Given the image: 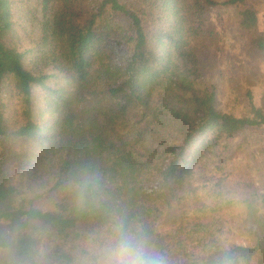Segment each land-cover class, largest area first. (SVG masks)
<instances>
[{"label": "trees", "instance_id": "16d2710c", "mask_svg": "<svg viewBox=\"0 0 264 264\" xmlns=\"http://www.w3.org/2000/svg\"><path fill=\"white\" fill-rule=\"evenodd\" d=\"M18 1L0 0V232L19 225L22 243L44 250L62 239L61 264H83L88 236L102 240L119 217L168 264H216L224 255L264 264V194L239 199L254 243H225L224 210L234 202H205L192 181L197 170L221 185L223 142L264 125L249 93L246 114L235 115L217 108L215 85L197 83L202 49L221 51L211 14L235 8L239 28L256 31L250 0H35L28 10L38 31L23 50L11 15ZM251 43L264 52V31ZM45 158L28 175L55 178L50 194L64 190L55 210L36 204L46 189L23 190L25 170ZM81 173L99 181L83 207L67 188ZM35 222L50 236L35 234Z\"/></svg>", "mask_w": 264, "mask_h": 264}, {"label": "rangeland", "instance_id": "374dc122", "mask_svg": "<svg viewBox=\"0 0 264 264\" xmlns=\"http://www.w3.org/2000/svg\"><path fill=\"white\" fill-rule=\"evenodd\" d=\"M34 1H18L11 5L12 21L17 36L15 38L22 50L31 44L38 31L37 21L33 19V15L31 16V12L28 10L34 6ZM250 2L257 14L256 31H264V0H250ZM211 16L216 30L222 34L221 51L214 56L208 45L202 49V53L199 55L198 86L203 88L215 85L217 108L222 112L229 111L235 115L246 114V92L249 93L254 105L264 114V52L256 51L251 43L256 31L247 33L239 28V15L235 8L219 7ZM39 18L40 16L37 15L36 19ZM27 59L28 57L25 60ZM25 64L28 66L30 63L25 61ZM34 88V93H38V87ZM132 113V111L128 113V118L133 117ZM23 146L29 147L27 144H23ZM34 152L38 155L45 153L43 150H39L37 145ZM219 152L220 156L215 157V160L225 158V161L220 165V170L216 171L217 178H226L221 185H218L216 180H205L197 170L193 172L192 181L200 187L199 195L204 199L203 201L213 203L221 199H229L234 202L232 207H226L224 210L227 228L223 236L224 242L252 244L254 238L247 232L239 219L241 216L239 199L249 193H256L259 196L264 194V125L239 132L234 138L223 142ZM43 163H46V158L37 162L33 167L30 166L27 171L25 170L22 181L25 182L24 187L26 188L23 190H27L28 187L33 188L32 191L46 189L43 193L48 192V196L41 197L36 204L43 209L55 210L58 209L60 201L64 197L63 189H58L56 194H50L55 178L43 175L42 178L33 181V177L28 175V173H33L35 166L36 172L41 171ZM34 183L36 184L34 185ZM32 231L36 234L38 232L46 233L49 230L35 222L32 224ZM50 234L46 233L45 236H50ZM92 237L89 235L87 238V249L85 250L89 252L85 258L82 257L83 264H88L86 259L93 257L95 248L101 240V238L91 239ZM52 238L53 236L50 237V239ZM62 243V239L54 238L47 245L49 248L43 249V264H61L62 260L57 259L55 248L58 249V244L59 250L64 251L65 247L60 249ZM249 264H256V262L253 260Z\"/></svg>", "mask_w": 264, "mask_h": 264}, {"label": "clouds", "instance_id": "9594fccd", "mask_svg": "<svg viewBox=\"0 0 264 264\" xmlns=\"http://www.w3.org/2000/svg\"><path fill=\"white\" fill-rule=\"evenodd\" d=\"M67 188L75 196L77 205L93 201L99 191L98 178L87 173L70 175ZM24 230L16 227L0 232V264H43L44 251L31 243H22ZM88 264H168L167 257L158 251L145 232L115 218L110 232L97 244ZM216 264H235L224 255Z\"/></svg>", "mask_w": 264, "mask_h": 264}]
</instances>
